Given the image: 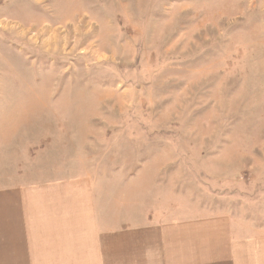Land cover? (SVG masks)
Instances as JSON below:
<instances>
[{
    "label": "rangeland",
    "instance_id": "374dc122",
    "mask_svg": "<svg viewBox=\"0 0 264 264\" xmlns=\"http://www.w3.org/2000/svg\"><path fill=\"white\" fill-rule=\"evenodd\" d=\"M62 155L264 227V0H0V183Z\"/></svg>",
    "mask_w": 264,
    "mask_h": 264
},
{
    "label": "crops",
    "instance_id": "0c3cea01",
    "mask_svg": "<svg viewBox=\"0 0 264 264\" xmlns=\"http://www.w3.org/2000/svg\"><path fill=\"white\" fill-rule=\"evenodd\" d=\"M96 169L0 183V264H264V227L154 208L149 192L116 204L122 193Z\"/></svg>",
    "mask_w": 264,
    "mask_h": 264
}]
</instances>
